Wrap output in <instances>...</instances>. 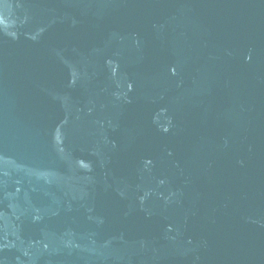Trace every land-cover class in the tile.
Instances as JSON below:
<instances>
[{
  "label": "water",
  "instance_id": "95a60500",
  "mask_svg": "<svg viewBox=\"0 0 264 264\" xmlns=\"http://www.w3.org/2000/svg\"><path fill=\"white\" fill-rule=\"evenodd\" d=\"M0 264H264V0H0Z\"/></svg>",
  "mask_w": 264,
  "mask_h": 264
}]
</instances>
